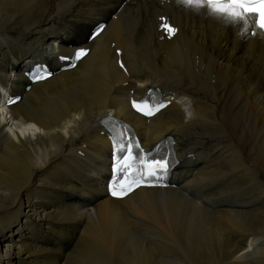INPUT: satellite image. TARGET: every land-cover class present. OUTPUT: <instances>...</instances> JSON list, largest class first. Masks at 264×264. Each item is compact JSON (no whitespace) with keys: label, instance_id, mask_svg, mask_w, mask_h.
<instances>
[{"label":"bare ground","instance_id":"bare-ground-1","mask_svg":"<svg viewBox=\"0 0 264 264\" xmlns=\"http://www.w3.org/2000/svg\"><path fill=\"white\" fill-rule=\"evenodd\" d=\"M122 2L0 0V104L3 87L22 95L0 107V264H264V38L172 1ZM168 12L169 41L157 32ZM100 20L109 25L75 69L24 91L27 52L50 58ZM150 85L194 96L186 115L172 102L149 120L147 143L170 134L179 158L194 157L182 181L198 202L180 188L105 196L110 147L90 132L107 113L143 132L125 91ZM239 183H255L247 210H235Z\"/></svg>","mask_w":264,"mask_h":264},{"label":"snow or ice","instance_id":"snow-or-ice-1","mask_svg":"<svg viewBox=\"0 0 264 264\" xmlns=\"http://www.w3.org/2000/svg\"><path fill=\"white\" fill-rule=\"evenodd\" d=\"M187 7L206 9L209 15L222 20L225 23L242 26V31L247 34L264 36V0H180ZM161 29L171 37L176 29L172 27L165 18H161ZM103 30L100 26L96 35ZM88 54V50L80 49L74 57H61L70 59V66L81 60ZM119 55V52H117ZM124 68L123 63L120 64ZM50 73L40 75V69L32 77L34 80L47 78ZM19 98L9 97L7 105L16 103ZM170 103V102H168ZM168 103L161 101L154 105L140 104L132 101V107L145 116H153L161 109L168 106ZM115 131V130H114ZM113 143V177L109 185L110 194L113 197L122 198L127 196L134 188L141 185H152L154 181L164 180L172 167V161L167 157L156 158L151 152L145 153L138 141L131 138L124 139L120 135L111 137Z\"/></svg>","mask_w":264,"mask_h":264},{"label":"rangeland","instance_id":"rangeland-1","mask_svg":"<svg viewBox=\"0 0 264 264\" xmlns=\"http://www.w3.org/2000/svg\"><path fill=\"white\" fill-rule=\"evenodd\" d=\"M252 191H253V190H252ZM252 191H251V193H250V196H251V194H252ZM254 197H256V195H255ZM254 197H252L251 199L254 200V199H255Z\"/></svg>","mask_w":264,"mask_h":264},{"label":"clouds","instance_id":"clouds-1","mask_svg":"<svg viewBox=\"0 0 264 264\" xmlns=\"http://www.w3.org/2000/svg\"><path fill=\"white\" fill-rule=\"evenodd\" d=\"M189 116H191V113H189Z\"/></svg>","mask_w":264,"mask_h":264}]
</instances>
